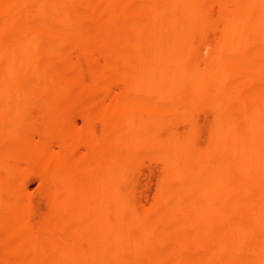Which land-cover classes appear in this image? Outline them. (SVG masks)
<instances>
[{
    "label": "bare ground",
    "instance_id": "obj_1",
    "mask_svg": "<svg viewBox=\"0 0 264 264\" xmlns=\"http://www.w3.org/2000/svg\"><path fill=\"white\" fill-rule=\"evenodd\" d=\"M86 1L88 0L50 1L49 4H70L72 11L64 13L65 10L63 12L43 11L41 7L45 4L46 0H12L11 2L8 1L9 3L6 0L8 4H6L5 0H0V17L4 16V21H2L3 23L0 26V129L6 130L5 135L2 132L3 136L0 138V171L3 172V175H0V206L4 204L12 206V209L8 212L9 214H7V219L0 221V228L8 225L12 228L10 237L7 236L9 239L4 242L6 259L12 260L15 257L21 258L24 255L27 256L24 250L27 247L24 246L25 248H23L16 243L19 237L27 234L30 230L25 221H23L22 212L18 207L19 200L24 194V185L26 184L27 177V170L20 163L27 162L30 156H35L36 167L49 168L53 171L52 178L47 182L53 195L51 203L53 205V216H56L59 211L58 203L66 191L64 187L66 182L79 169L78 165H70V156L66 150H68L70 143H80L81 132H76L74 138L71 139L72 133H69L70 131L66 132V130L60 129V127L59 129L54 127L59 135L66 134V136L60 141V146L63 148L64 154L53 156L39 142L35 144L31 143V138L29 140V134L36 129L33 123L35 120L31 121L29 117V108H31L30 106L32 104L39 103L40 97L42 96L39 94V91L46 87L50 89L48 95L46 94L44 96L45 103L51 102V104H59L70 99V93L67 94L65 92L66 94L62 93L63 95H59L54 89V70L51 64H48L47 60V63H41V55L39 52L40 48L46 43L52 45V47H56L64 41L63 36H55L54 34L49 36L47 34L49 33L47 32V28L51 20L56 21L58 25L63 22L75 24L76 27L73 30V35L88 34L87 29L80 21L81 19H79L80 17L75 14L76 11L84 7ZM207 1L97 0L94 4L88 2L90 5H87L86 16L88 20L90 19L95 24L98 21L97 19H99V14L101 12H107L106 19L108 28L103 39H100L101 43L98 50L102 51L107 43H114L113 47L118 51L116 61L124 64L126 72L129 69L127 64L130 59H136L145 54L144 46H142L143 42L158 41L161 39L158 31L166 30L171 25L177 26L178 30L172 34L168 33L169 35H166L164 42L161 45L158 44L160 46L155 47L154 44V47L152 45L150 46L152 48L150 56L154 59L153 63H149L150 65H142V63L140 64L143 60L141 57L140 59L142 60L138 64L142 66L140 68L139 65L137 69L139 70L140 68V75L138 76L139 71L136 73V71L130 70L138 78L132 80V78L127 79V76L120 79L122 81L120 83L122 85L124 84L125 88V91H123L125 93L123 96L121 95L119 105L121 111L119 112L120 123L116 128L105 134L99 146L100 151L97 152V155L95 154L96 157L94 156L96 164H93L94 167L86 172V178L83 179L74 192V195L80 198L88 182L95 185L96 191L93 189L95 193L93 192L94 194L91 199L92 206L90 205L91 208H88L90 210L89 214L79 216L77 220L81 225L91 224V228L93 229L92 231L89 229L91 232H88L89 230L87 231V229L89 226L87 225L86 227L82 226L84 228L82 231L80 230L81 225H76L79 227V231L77 229V231L74 230L75 232L68 239L73 242L74 240L78 242L79 239L82 243L83 240L81 237H83L85 241L82 243L83 246H79L80 250L77 253L74 252L73 255V251H70L72 256H68L65 260L63 259L65 264H133L132 261L134 262L139 257L138 254L141 252L142 247H144L145 251L140 256V263L138 258L136 261L138 263L134 262V264H181L182 262L180 261L183 260L184 253L193 250L194 247H188L186 244L179 242L176 245L174 233V235L171 234L173 248H170L169 252L166 249L165 251L168 252L165 253L166 255L154 259L152 253L155 248L164 245V242H166L165 235H168L169 232H173L176 227L180 226L188 227L187 236H193L199 228H205L210 225L221 228L224 221L233 214H237L239 218L244 219L251 217V223H246V227L237 226V224L234 225L236 227V235L227 240L234 248V251H232L234 253L231 252L232 257L246 260L243 264H264V190L260 191L252 199L251 194L255 191V186L257 185H253L247 181V176L250 172H257L261 176V179L262 177L264 178V0H232L235 5L234 8L229 7L228 0H220V13L216 21H219L221 25V33L216 42L215 58L226 53L230 57L242 55L244 60L241 63L229 61L223 64L222 67L219 66V70L213 61L207 69H205L206 67L201 68L198 65H194L192 62L187 64L183 63L185 61L184 54L188 49L193 34L200 27L216 29L217 22L212 21L200 11L206 5ZM118 5H121V11H117ZM138 7L140 9H137ZM176 8L182 9L176 17L158 18L160 14ZM135 9L137 12L135 11L133 18L135 24L133 30H120L118 26L126 20L124 19L126 14L123 20L121 13L123 11H134ZM131 13L133 14L134 12ZM81 18L83 19V17ZM123 27L121 26V29L125 28ZM174 28L172 29L174 30ZM20 29L23 30L19 33L17 39L4 40L9 32L12 33ZM168 31L170 30L168 29ZM13 34L15 35V32ZM13 34L12 37L11 35L9 36L12 39H14ZM146 46L148 47V45ZM42 50L44 51V49ZM172 54H177V58L174 57V61H171L170 58ZM48 59H53L54 61V57ZM135 66L137 67L138 65ZM253 71H257L258 75H253ZM34 78L39 80V87L38 89L36 87V91L30 90L31 88L29 89L23 83L26 79L34 80ZM148 81L151 83L147 84L146 82ZM130 88L131 90L137 89L140 93L135 90L131 92V95L134 92H137L138 95L134 94L136 96L132 97L129 95ZM200 91L203 92L202 100L200 101L209 105V108L213 110L210 143L202 148L196 141L193 142V139L174 131H169L166 137H159V128L166 125L175 115V112L168 113L163 105L168 101L176 100L182 106L181 112L186 113L191 102V95ZM144 95L153 98L156 96L159 97L160 105L157 106V101L155 102L153 98L146 100L143 97ZM110 98L106 102H104L105 100L103 101L105 110L111 104L112 98ZM245 101L248 102V105L245 103L247 106L243 110L240 107L242 111L240 110L241 112L239 114L231 110V103ZM209 110H207L208 113ZM81 113L82 116L88 118L87 111ZM43 119L44 121L39 128V133L45 137L52 131L54 123H50L51 117H49L47 112L44 114ZM86 126L88 127V120ZM140 131L142 132L141 135H139ZM113 133L116 136H120L121 133H127V136L124 139L112 141ZM96 142L93 141L90 145H96ZM153 142H156L159 147L169 148L172 152L170 158L175 159L180 155L184 158L178 175L176 174L174 176L165 173L162 176L159 197L154 207L150 211L148 210V212L140 213L131 206L128 201V195L123 191L121 185L129 179L128 168L131 165V159L127 157V153L133 150V148H137V146L140 147V151L144 148L146 150L148 148L147 146ZM24 145H27V149L23 150L22 146ZM187 151L190 154L186 155ZM212 153L215 154V156L213 155L215 159L211 158L212 160H210L209 154ZM237 159H239V164L237 169L234 170L232 168L234 166L231 164L235 163L234 161ZM170 160L172 161V159ZM76 161L79 163V160ZM190 161H193L196 166L192 169H186V165ZM90 162L93 163L89 161L88 164ZM90 173L93 176L88 179L87 176L90 177ZM172 180L188 181L195 184V187L198 183H205L203 192L205 195L207 194V197L195 200L197 204L196 208L195 204L193 205L195 209L190 207L193 211L192 214L189 212L191 215L186 219L180 217L175 220L172 218H163L162 222L147 220V217L152 211L158 213L164 212L167 209V202L169 200H172L174 204L192 200L190 196H185L181 193L178 195L175 194L176 196H174L177 189L171 185L170 182ZM59 187L61 189L63 188L60 192L57 191ZM259 187L261 188V185ZM234 190L240 192L241 198L232 202L229 200L231 199L229 194L234 193ZM3 192L7 194V199L2 197ZM237 194L235 195L237 196ZM75 201L72 202L74 203ZM240 201L243 202V207L237 210L235 205L241 203ZM69 207L71 208L70 205ZM236 210L237 212H235ZM77 215L74 214L71 217L73 218ZM72 218L71 221L75 224ZM59 226L57 225V227ZM61 229H63V226H61L58 232ZM251 236L254 240L248 245L246 240L249 237L251 238ZM206 240L203 241L206 243L210 242ZM205 242L204 244L206 245ZM18 244L20 243L18 242ZM213 244L216 246L215 242ZM213 244L211 243V245ZM57 245L61 246L59 243ZM78 245L80 244L78 243ZM34 251L36 250L34 249ZM64 253L67 252L64 251ZM222 254L224 255L223 252ZM136 255H138L137 258ZM151 255H153V259ZM157 256L159 255L157 254ZM52 258L54 259V256ZM55 260L57 259L55 258ZM229 263L227 262V264ZM192 264L218 263L214 259L204 258L199 263Z\"/></svg>",
    "mask_w": 264,
    "mask_h": 264
},
{
    "label": "rangeland",
    "instance_id": "obj_2",
    "mask_svg": "<svg viewBox=\"0 0 264 264\" xmlns=\"http://www.w3.org/2000/svg\"><path fill=\"white\" fill-rule=\"evenodd\" d=\"M8 1L11 2L12 0H7V2ZM50 1L51 0H46L47 3L45 2V4L42 5L41 8L43 11H62L63 12L65 10L66 12L64 11V13H68V12L72 11V6L70 4H62V3L49 4ZM96 1L97 0H93V1L88 0L85 2L83 8L76 11V13L74 12L78 17H80L79 18V19H81L80 21L82 22V24L87 29V33H88L87 35H79V36L73 35L74 34L73 30L76 27L75 24H69L67 22H63V23L58 25L56 23V21L51 20L49 22V26L47 28V30H48L47 32H49L47 34L49 36H52L53 34L55 36H63L64 41L56 47H54V46L52 47V45L46 43L45 45H43L40 48L39 53L41 55V60H40L41 63H45L47 60L48 64H51V66L54 70V85H53L54 89L58 92L59 95H61L62 93L63 94H66V93L69 94L70 93L69 94L71 96L70 99L66 100V102L63 101V103H59V104H54V103L51 104V102L45 103L44 102V98H45L44 96H46V94L48 95V92L50 89L49 87H46V88H42L39 91L40 92L39 94L42 95L41 97L39 95V97H40L39 103L32 104L30 106L31 108H29L30 109L29 110V117H30L31 121L35 120V122L33 121V123L35 124V127H36V129H34L29 134V140L31 138V140H30L31 143H35V144L39 142V144L43 145L47 149V151L53 156L59 155V154L60 155L64 154V150L60 146V143H61L60 141H62L61 139L65 138V136H66V134H62V136L59 135L56 132L57 130H55L56 127H57L56 129H59V127H60V129L66 130V132L70 131L69 133H72L71 139L74 138V136H75L74 134L76 132H78V131L81 132L80 133V135H81L80 136V143H73L72 142V143H70L68 150H66L70 156V161H71L70 165H72V166L74 164L78 165L79 169H78V171H76L75 174L73 173L69 177L68 181L66 182V184L64 186L66 191L64 192V194L62 195V198L60 199V202L58 203V209H59L60 213L58 211L56 216H53V214H52L53 213V205L51 204L53 195H52V192L50 190V186L47 183L50 180V178H52L53 171L49 168L36 167L35 156H33V157L30 156L29 157L30 161L28 159L27 162H21L20 163L21 166L26 168L27 177H26V182H25L26 184L24 185V188H25L24 194L21 197V199L19 200L20 206L18 205V207L20 208V210L22 212L23 221H25V223L28 225L30 230L28 232L29 234L27 233V234L19 237L18 240H16V243H17V245H20L23 248L27 247L26 249H24L26 251L27 256L24 255L21 258L15 257V259H12L13 261L11 259H6V256H5L6 254H5V250H4V244H5L4 242H6L7 239H9V237H10L9 235L11 234L12 228L9 225L4 226V227L0 228V264H56V263L60 264V262H61V264H65L64 260L67 259L68 256L71 257L72 254L74 255V252L77 253V251L80 250L81 245L83 246V244H82L83 241H85L83 239V237H81L83 240L82 243H81V241H79V239H78V242L75 240L73 242V241L69 240L68 238L70 235H72L75 231H77L79 229V227H77V226L81 225L77 221L78 217L82 216V215L89 214V212H90L89 209L91 208L90 205L92 206L91 199H92L93 194L96 191V187H94L95 185L92 184L91 182L90 183L88 182V184L86 185L87 187L85 186L84 190L82 191V195L80 196V198L76 197V195H74V192H75V189L81 184L83 179L86 178V172L91 170V168H93L94 165L96 164V161L94 160V158L96 157L97 152L100 151L99 146H100V143H102V141H103V137L105 136L106 133H108L111 130H113L114 128H116L120 123L119 112H121V111H120L119 105H120V99L123 96V94L125 93V92H123V91H125L124 84L122 85V83H120V82H122L120 79L122 77H127V76H128L127 79L132 78V80H134L135 78H138V76L141 73V71H140L141 66L145 65V64L150 65L154 61L153 57L150 56V52L152 50V48L150 46L151 45H152V47L160 46L162 44V42H164V40L166 39V35L168 36L169 34L175 33L178 30L177 26L171 25L168 28L170 31H168V29L158 31L160 38H161L158 41H155V42L145 41V42H143L142 46H144L143 49L145 50V54H143L140 57H137L136 58L137 60L135 58L130 59L128 64H127L129 69H127V72H126L124 64L116 61V56H117L116 54L118 53V51L116 50L115 47H113L114 43H112V44L107 43L102 51L98 50V47L101 43V40L103 39V37L106 34V31L108 28V26H107L108 22L106 19L107 18V12H105L106 15L104 12H101L102 14L101 13L99 14V19H97L98 21L96 24L94 22H92L90 19L88 20V17L86 16L87 15V12H86L87 5L89 6L90 4H94V2H96ZM231 1L232 0H228V5L230 8H234L235 5H234L233 1L232 2ZM5 2H6V0H5ZM7 2H6V4L9 3V2L8 3ZM48 4H49V6H47ZM64 5H65V9H64ZM206 5L203 6L202 9H200V11L203 14L207 15L212 21L217 22L216 26H215L216 29L215 28H205V27L202 28V27H200L193 34V36L190 39L188 49L184 54L185 55V59H184L185 61L183 63L187 64V63L192 62L194 65H198L201 68L206 67L205 69H207L213 61V62H215L216 66L218 67V70L220 69L219 66L222 67L223 64H226L229 61H233V63H241L244 60V57L242 55H234V56L230 57L225 53V54H221L215 58V47L217 45L216 42L218 41V38H219L220 33H221V25H220L219 21H216L218 19L217 16H219V13H220V0H208ZM204 7H206L207 9ZM117 8H118L117 11H121V5L120 6L118 5ZM203 8L206 10H204ZM137 9H140V7H138ZM135 11H136V9L134 11L133 10L127 11V12L123 11L121 13L122 19L126 16L124 18L126 20L123 19L124 20L123 24L120 23V26H118L120 30H123V31H128L129 29H131L129 31L133 30V28L135 27L134 19H133ZM181 11H182L181 8H176L174 10L167 11V12L160 14L161 16L159 15L158 18L159 19L160 18L165 19L167 17L174 18ZM131 12H134V13L132 14ZM127 14H128V16H127ZM81 17H83V19ZM127 17H128V19H127ZM214 17H216V18H214ZM2 21H4V16L0 17V26L3 23ZM84 22H86V23L84 24ZM95 25H97V26H95ZM100 25H102V26L100 27ZM93 26H94V28H93ZM121 26H124L126 29L124 27L123 28L125 30L121 29ZM52 27H53V29H52ZM172 28H174V30ZM259 28L261 29V27H259ZM22 30L23 29H20L18 31H13L12 33L9 32L6 39H4V40L7 41V40L17 39V37H19V33ZM14 32H15V35L13 34ZM90 32H91V34H90ZM12 34L14 35L13 36L14 39L11 38ZM10 35H11V37H9ZM75 36H76V38H75ZM153 44H154V46H153ZM158 44H160V45H158ZM146 45H148V47ZM42 49H44V51ZM146 51H147V54H146ZM213 53H214V55H213ZM45 56H47V57H45ZM50 57H54V61H53V59L49 60L48 58H50ZM141 57L143 58V60L140 59ZM174 57L177 58V54L171 55V57H170L171 61L175 60ZM44 58H45V60H44ZM59 61H60V63H59ZM65 61H66V63H65ZM139 61H141L140 64L142 63V65L138 64ZM147 61H148V63H147ZM57 62H58V64H57ZM135 65H138V66L136 67ZM139 65H140V68H139V70H137ZM130 70L136 71V73L139 71L138 76H135L134 75L135 73L131 72ZM257 73H258L257 71L252 72L253 75H256ZM133 76H135V77L133 78ZM60 81H63V82L65 81L64 83L66 84V86L63 82H60ZM149 81L146 83L147 84L151 83ZM23 83H25L24 85L26 87L28 86L29 89L31 88L30 90H32V91H36L39 87V85H38L39 80L35 79V78H34V80L33 79H26L23 81ZM87 86H89V87H87ZM36 87H37V89H36ZM83 87H84V90L82 91ZM135 90H137V89L131 90V88H130V90H129L130 94L129 95H131V92H133ZM137 92H138V90H137ZM137 92L136 93L134 92V94L138 95V93H140V92H138V93ZM134 94L132 93L131 96L132 97L136 96ZM141 94H139V95H141ZM202 95H203L202 91L191 95V102H190V105L188 107V110L190 109V111L187 110L186 113L181 112L182 106L178 101L171 100V101L166 102L163 105L164 109L168 113L175 112V115L169 120V122L166 125L161 126L159 128V130H158L159 137H162V138L166 137L168 135L169 131H174L180 135H183V136L186 135L189 138L193 139L192 141L193 142L196 141V143L198 145H200V147H202V148L206 147L207 144L210 143V132H211V123H212V118H213V113H212L213 110L209 108V105L204 104L200 101V100H202ZM110 96L113 100L110 98ZM107 97L111 99V104L105 110L103 107V101L105 100L104 102H106L108 100ZM143 97H145L146 100L147 99L151 100V98H153L151 96L148 97V95L147 96L144 95ZM158 99H159V97H157V96L153 98V100L155 102L157 101L156 102L157 106L160 105V102H159L160 100H158ZM238 103H236V102L234 103L236 106L231 103V110L233 112H235L236 114H239L248 105V102H246V101L241 102L239 104ZM240 107L242 108V110ZM205 108H207V109L205 110ZM38 109H40V110H38ZM103 109H104V111H102ZM207 110H209L210 114L208 113ZM44 111H46L49 114V117H51L50 123L51 124L54 123L53 124L54 126L52 127V131H50V133H48L45 137L41 136L39 133V128L42 125V122L44 121L43 116L46 113ZM84 111L88 112V115H87L88 118H85L84 116H82L81 112H84ZM105 111L108 113V115ZM115 114H117V115H115ZM57 117H58V119H56ZM87 120H88V127L86 126ZM55 122L58 124V126ZM55 124H56V126H55ZM59 124H61L62 126ZM0 130H1L0 131V133H1L0 138H1L3 136V133L5 135L6 130H3V129H0ZM103 131H105V132L103 133ZM54 132H56L57 135ZM141 134H142V132L140 131L139 135H141ZM113 135L114 136L112 137V141H116L118 139L126 138L127 133H121L120 136H116V134H114V133H113ZM115 136H116V138H115ZM97 140H99L100 142ZM93 141H95V142L97 141L96 145L91 146L90 143ZM153 143H155L156 145L154 144L155 145L154 146ZM153 143H150L147 146L148 148L151 146L149 149L146 147L147 148L146 150L144 148L140 151V147L137 146V148L135 147V149L133 148V150H130L132 152L129 151L127 153V157L131 159V165L128 168V178L129 179H127L126 180L127 182L125 181L121 185L123 191L125 193H127V195H128V201L131 204V206L134 207V209H136L140 213L141 212L142 213L148 212V210L150 211L154 207V205L156 204V201L158 200V197H159V188L162 184V176L165 173H169V174H172L174 176H176V174L178 175L180 172V169L182 167V160L184 158L182 155L177 156L175 159L170 158L172 152L169 148L159 147L156 142H153ZM201 145H203V146H201ZM26 146L27 145L22 146L23 147L22 149L23 150L27 149ZM62 150H63V152H62ZM0 151H1V145H0ZM130 154H132V155H130ZM188 154H190V153L187 151L186 155H188ZM0 155H1V153H0ZM213 155L215 156L214 153L209 154L210 160H212L211 158L215 159ZM91 158H92V160H91ZM170 159H172V161ZM76 160H79L80 164ZM89 161H92L93 163L90 162L88 164ZM191 162L193 165L191 164ZM234 162L235 163H232L231 165L234 166L232 168L234 170H236L238 167V164H239V159L235 160ZM195 166H196V164L193 161H190L187 163L186 169H192ZM0 175H3L2 171H0ZM90 175H91V173H90ZM92 176L93 175H91L90 177L87 176V178L90 179V178H92ZM247 179H248L247 181L250 182L251 184L257 185V186H255V191L252 192V194H251V198L254 199L260 191L264 190V188L262 189V186L264 187V178L262 177V179H261V176L257 172H250V174L248 173ZM170 183H171V185L174 186V188L176 187V189H177V192L174 193V196L181 193L185 196H190L192 198V200L191 201H182V203L180 202L178 204H174L172 202V200H169L167 202V205H168L167 209H165L164 212L158 213V212L152 211L150 213V215L147 217L148 218L147 220L154 221V222H162L163 218L164 219L165 218L166 219L172 218L175 220V219L180 217V218L186 219L192 214V211H193L192 209L196 208L197 204H196L195 200L207 197V194L205 195L203 192L205 183H198V185H196V187H195V184H192L191 182H188V181L185 182L184 180H182V181L172 180V182H170ZM46 185H48V186H46ZM260 185H261V188L259 187ZM62 189L59 187L57 189V191L60 192V191H62ZM93 189L95 191H93ZM198 190H199V192H198ZM237 192H238L237 190H234L235 194H237ZM195 193H196V195H195ZM234 193L229 194V197L231 198L229 200L232 202L239 200V198H241L240 192H238L237 196ZM2 194H3L2 197L4 199H7V197H8L7 194L5 192H3ZM63 196H64V198H63ZM199 196L200 197L202 196V197L200 198ZM56 197H58V196H56ZM71 197L73 198L72 201H75L78 199L79 200L75 201L73 203L71 201V199H72ZM241 200L243 201V199H241ZM242 201H240L241 203L235 205L236 206L235 208L237 210H240L241 207H243ZM194 204H195V208H193ZM69 205L71 206V208L69 207L71 210L68 208ZM239 205H241V206H239ZM190 207H192V209H190ZM11 209H12V206H10L8 204H4V205L0 206V221H4L7 219V216H8L7 214H9L8 212ZM63 209H64V211L65 210L66 211L64 212ZM237 210L235 212H237ZM187 211H188V213L186 214ZM189 212H191V214H189ZM74 214H76V215L79 214V215H77L76 217L74 216L72 218L71 216H73ZM163 214H165V215H163ZM154 215H156V216H154ZM166 216H169V217H166ZM231 217H233V218H231ZM231 217L226 219L224 221V223L222 224V226L224 228L222 226H221V228H218V227H215L214 225H210V226H207L205 228H199L198 231H196L195 235H193V236H187L188 235L187 234L188 227H185V226L176 227L173 232H171V233L169 232L168 235H165V241H166V242H164L165 246L162 245L161 247H157L154 249V251L152 253L154 255V259L158 258L160 256L166 255L165 253H168L170 248H173L174 245H172V239H171L172 235L171 234L174 233L175 237H176V241H175L176 245H178V242H179V243L186 244V246H188V247H191V246L194 247L193 250L184 253V256L182 258L183 260L180 261V262H182L181 264H188V260H189V264L190 263L191 264L192 263H199V261L204 259V258L214 259L218 264H223V262H224V264H227V262H230L229 264H231V263L232 264H243V263H245L246 260H244V259L232 257L231 252L234 251V248L232 245H230L227 242V240L236 235V229H235L236 227L234 225L237 224V226L240 225L241 227H246L247 226L246 223H248V224L251 223V217H248L250 220L248 218H245L246 220L244 218H239L237 216V214H233ZM71 218L74 219L73 222H75V224L72 223ZM55 220H57V221H55ZM234 221H235V223H234ZM57 223H59V224H57ZM57 225L63 226V229H61L62 232L61 231L58 232V230L61 228V226L57 227ZM87 225L89 226L87 231L89 229H91V231H92L93 228H91L92 227L91 224L81 225L80 230L84 229V228H82V226L86 227ZM55 227H56V229H55ZM206 228H208V229H206ZM220 230L222 231V233H220L221 232ZM91 231L89 230L88 232H91ZM158 233H160V232L158 231ZM225 235H227V236H225ZM7 236H9V237H7ZM169 237H170V239H169ZM178 238H179V240H178ZM223 238H225V239H223ZM206 239L209 240L210 242L206 243L205 241H203ZM212 240L215 242L216 246L213 244L214 242ZM253 240H254V238L251 236V238L250 237L247 238L246 243L249 245V244H251V242H253ZM17 241L20 244H18ZM204 242L206 243L207 246L204 244ZM52 243H53V245H52ZM58 243L61 244V246L57 245ZM72 243H74V244H72ZM78 243L80 245H78ZM211 243L213 245H211ZM53 248H54V250H53ZM72 248H74V249H72ZM175 248H177V246H175ZM212 248H213V251H212ZM34 249L36 251H34ZM166 249H168L167 250L168 252L165 251ZM33 251H34V253H33ZM64 251L67 253H64ZM70 251H73L72 254ZM140 251L141 252L138 254L139 259L137 258L138 255H136V258L138 259L139 263H140V256H142L143 252L145 251L144 247H142V249ZM156 251H157V253H156ZM222 252L224 253V255L222 254ZM232 253H234V252H232ZM38 254H39V256H38ZM157 254L159 256H157ZM153 255H151L152 259H153ZM186 255H187V257H186ZM52 256H54V259L52 258ZM63 256H65L66 258ZM225 256H227V257L225 258ZM55 258L57 260H55ZM58 259H61V260H58ZM137 259L134 262H136ZM242 260H244V261H242ZM134 262L132 261L133 264H134ZM136 263H138V262H136Z\"/></svg>",
    "mask_w": 264,
    "mask_h": 264
}]
</instances>
